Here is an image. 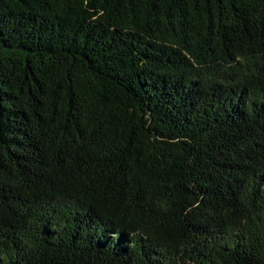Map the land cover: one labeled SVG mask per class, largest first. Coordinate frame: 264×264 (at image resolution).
<instances>
[{
	"label": "trees",
	"instance_id": "obj_1",
	"mask_svg": "<svg viewBox=\"0 0 264 264\" xmlns=\"http://www.w3.org/2000/svg\"><path fill=\"white\" fill-rule=\"evenodd\" d=\"M0 264H264V0H0Z\"/></svg>",
	"mask_w": 264,
	"mask_h": 264
}]
</instances>
